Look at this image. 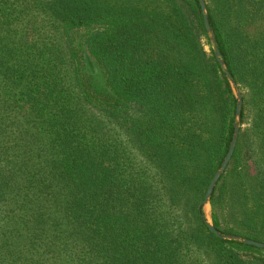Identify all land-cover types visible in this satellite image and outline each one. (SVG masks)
<instances>
[{
	"label": "trees",
	"instance_id": "1",
	"mask_svg": "<svg viewBox=\"0 0 264 264\" xmlns=\"http://www.w3.org/2000/svg\"><path fill=\"white\" fill-rule=\"evenodd\" d=\"M206 3L248 123L214 216L264 242V0ZM203 38L198 0H0V264H264L199 207L236 111Z\"/></svg>",
	"mask_w": 264,
	"mask_h": 264
},
{
	"label": "water",
	"instance_id": "2",
	"mask_svg": "<svg viewBox=\"0 0 264 264\" xmlns=\"http://www.w3.org/2000/svg\"><path fill=\"white\" fill-rule=\"evenodd\" d=\"M198 1L201 6L202 15L204 18V25L207 31L208 39L210 41V47L212 48L214 55L216 56V59L220 64L221 70L231 86L232 94L236 99V111H235L234 123H233L234 132H233L232 140L230 142L228 151L220 164V167L217 169V171L215 172L214 176L212 177L208 185L204 199L199 207L202 209L204 213V220L206 222V225L208 226L209 230L217 237L233 242L242 243L244 245L253 246L259 249H264L263 241H257L241 235L223 232L217 227L215 223L212 195L214 193L215 187L218 185L222 175L226 172L232 160L233 154L235 152L239 140L240 130L242 128L241 115L243 108V91L240 85L235 80L234 76L232 75L223 57V54L220 50V46L216 34L210 23L206 0H198Z\"/></svg>",
	"mask_w": 264,
	"mask_h": 264
},
{
	"label": "rangeland",
	"instance_id": "3",
	"mask_svg": "<svg viewBox=\"0 0 264 264\" xmlns=\"http://www.w3.org/2000/svg\"><path fill=\"white\" fill-rule=\"evenodd\" d=\"M203 42H204V44H205V49H206L207 51H210V45L207 44V39H206V38H203ZM241 88H242V87H241ZM242 91H243V95H244V93H245L246 90H245L244 88H242ZM247 126H248V123L243 122V124H242V128L245 129ZM113 133L116 134V135H119V132H118V131L113 130ZM127 144H128V146H129L130 153H131L132 155H133V154H134V155L137 154V151H135V149L133 148V146L131 145V143H130L129 141L127 142ZM138 157H139V154H138ZM139 159H140V157H139ZM140 160H142V159H140ZM213 209H214V214H216V209H215V208H213ZM214 218H215V223H216V225L220 226V222L218 221L217 216H216V217L214 216Z\"/></svg>",
	"mask_w": 264,
	"mask_h": 264
}]
</instances>
